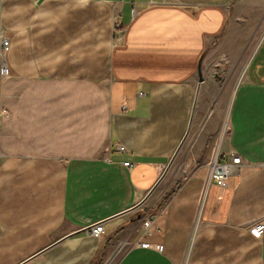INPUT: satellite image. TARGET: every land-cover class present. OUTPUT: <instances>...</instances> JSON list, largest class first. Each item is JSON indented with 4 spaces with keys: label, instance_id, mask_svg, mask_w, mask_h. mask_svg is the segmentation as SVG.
<instances>
[{
    "label": "crops",
    "instance_id": "crops-1",
    "mask_svg": "<svg viewBox=\"0 0 264 264\" xmlns=\"http://www.w3.org/2000/svg\"><path fill=\"white\" fill-rule=\"evenodd\" d=\"M1 37L0 264H264V0H0Z\"/></svg>",
    "mask_w": 264,
    "mask_h": 264
},
{
    "label": "rangeland",
    "instance_id": "rangeland-1",
    "mask_svg": "<svg viewBox=\"0 0 264 264\" xmlns=\"http://www.w3.org/2000/svg\"><path fill=\"white\" fill-rule=\"evenodd\" d=\"M253 47L255 48V44L253 45ZM246 58L247 57H245V59ZM247 62L248 61H242V63H238L240 65L237 69V72L232 73L230 75H226V77L225 75L223 76V72H217L219 73V75H221L222 79L218 80V82L213 85V88L211 89V95L214 97L217 96L219 98L217 100V102H219L218 108L223 109V111L226 109V106L229 103V100L235 90V85L238 82L242 73L244 72V68L246 67ZM225 120L226 116L223 121L220 133L224 129ZM186 151L187 150L183 148V150L176 157H174L171 167L164 175V182L160 185L158 190L161 192L155 193L156 195L160 194V198L158 199V201H156L157 204L165 203L174 191V189L179 185V183L182 182V179L190 174L192 166H189L188 161L192 158V154ZM151 199L152 200H150L149 203H146V205L150 206L152 203H155V201H153V198Z\"/></svg>",
    "mask_w": 264,
    "mask_h": 264
},
{
    "label": "built area",
    "instance_id": "built-area-1",
    "mask_svg": "<svg viewBox=\"0 0 264 264\" xmlns=\"http://www.w3.org/2000/svg\"><path fill=\"white\" fill-rule=\"evenodd\" d=\"M0 42H1L0 75H4L6 73V66H5V63L3 61V55L6 52V50H8V48H9V40L4 38V37H1ZM0 114H1V112H0ZM117 147H118V149H120L122 151L126 150L124 145H118ZM109 150L110 149L108 147L106 149V151H109ZM214 156H215V154H214ZM214 156L212 158V160H214V163L212 166H210L209 179H208L206 186H205V193H207L208 187L211 184H214L218 187L226 188L228 186V179H229L230 175L233 172H235L237 167L242 163L241 156L237 155L235 153H230L228 160H226V159L222 160L219 152L215 157ZM212 160H211V162H212ZM125 165L127 167H132L133 163L125 162ZM153 222H154L153 217H149L148 219H145L143 221L144 226H146V227H149L151 225V223H153ZM253 231L259 236L262 235L264 232V224L262 222L256 223L253 226ZM89 232L94 236L101 237V235L104 232V223L102 221L94 223L89 228ZM154 247L156 249H160L161 245H155Z\"/></svg>",
    "mask_w": 264,
    "mask_h": 264
},
{
    "label": "bare ground",
    "instance_id": "bare-ground-1",
    "mask_svg": "<svg viewBox=\"0 0 264 264\" xmlns=\"http://www.w3.org/2000/svg\"><path fill=\"white\" fill-rule=\"evenodd\" d=\"M213 163H214V160L211 162L210 166H212V165H213Z\"/></svg>",
    "mask_w": 264,
    "mask_h": 264
},
{
    "label": "water",
    "instance_id": "water-1",
    "mask_svg": "<svg viewBox=\"0 0 264 264\" xmlns=\"http://www.w3.org/2000/svg\"><path fill=\"white\" fill-rule=\"evenodd\" d=\"M118 251H119V249L116 252H118Z\"/></svg>",
    "mask_w": 264,
    "mask_h": 264
}]
</instances>
